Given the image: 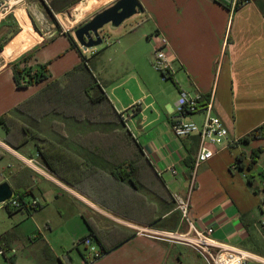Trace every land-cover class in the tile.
I'll return each mask as SVG.
<instances>
[{
    "label": "crops",
    "instance_id": "crops-1",
    "mask_svg": "<svg viewBox=\"0 0 264 264\" xmlns=\"http://www.w3.org/2000/svg\"><path fill=\"white\" fill-rule=\"evenodd\" d=\"M115 1L40 0L46 12L65 13L71 18L78 13L97 14ZM137 1L141 12L114 30L106 27L102 31L105 45L110 46L109 40H113L112 48L104 51L114 57V63L108 66L104 56H100L103 51L96 48L85 51L67 33L56 34L49 40L34 31L14 40L27 27L16 34L9 33L2 54L7 53L10 59L0 56V117L49 82L61 78L85 57L116 112L130 115V136L148 164L118 165L121 152L117 150L105 156L115 165L100 162L92 156L94 151L71 142L76 133L68 132L66 139L54 133L53 122L63 121L71 127V120L51 115L52 120L45 124L47 136L68 143L71 151L85 160L71 169V187L44 178V171L53 172L38 154L36 142H27L18 149L7 145L6 130L1 124L0 184L7 182L14 194L17 188L30 190L32 195L28 197L40 199L42 206L49 195L55 202L63 200L61 207L70 214L69 210L73 214L87 212L82 215L85 229L80 228L76 234L79 241L89 236L88 222L105 247L116 246L89 264H204L190 248L158 241L138 231L187 230L171 196L187 193L198 143L196 136L177 139L171 128L181 90L190 96L212 97V114L222 121L231 138L239 140L264 123V0ZM1 21L3 28L10 29L7 20ZM155 33L166 39L172 60V77L164 82L152 70L155 43L150 36ZM6 34L5 30L0 33V43ZM29 54L31 58L21 67L47 65L48 72L53 74L45 82L19 89L11 65ZM54 58L58 59L52 62ZM49 117L42 118L35 128L40 131L41 122ZM189 118L201 124L203 115ZM259 147H264V140L219 150L198 169L190 196L191 218L197 229L212 228L215 240L247 250L252 249L258 237L262 238L257 225L261 216L260 198L258 202L246 183L247 174L237 169L235 161L244 153L243 164L247 166L249 151ZM256 167L257 164L252 170ZM170 168L176 170L175 175ZM130 169L138 170V175L132 176L131 181L124 180ZM262 172L264 167L259 174ZM46 224L50 229L48 221ZM126 235L130 237L119 243ZM15 240L12 233L3 249L5 264H9L7 260L10 264L17 260L12 249ZM93 241L101 248L99 242Z\"/></svg>",
    "mask_w": 264,
    "mask_h": 264
},
{
    "label": "rangeland",
    "instance_id": "rangeland-1",
    "mask_svg": "<svg viewBox=\"0 0 264 264\" xmlns=\"http://www.w3.org/2000/svg\"><path fill=\"white\" fill-rule=\"evenodd\" d=\"M0 10L2 12H4L3 10L9 12L6 15L3 13L4 19L2 21L7 20L8 23L6 25L10 26V29H5L0 24V33L4 32V30L7 32L5 38L0 43L1 47L6 43L9 33L12 35V32H20L24 27L27 28L20 33L21 35H17L14 40L23 36V34L28 35L32 31L42 37L44 36L43 38L45 40H49L59 33H67L75 40L74 31L88 22L95 14L93 11L86 13L84 16L78 13L71 18V15L64 16L65 13H62L53 15V18L47 14L40 0H3L0 1ZM109 42L111 45L113 44V40H109ZM111 45L108 46L104 43L96 47L97 50L103 51V55L101 54L100 56H104L102 58L106 60L107 66L114 63V57L112 55H105V52L112 48ZM57 59L54 58L52 62ZM152 70L160 81H162L160 74L153 69V66ZM53 71H55L54 68ZM52 74L49 72V75ZM169 83L172 84L171 82ZM52 118L50 116L41 122V132H39L43 150L52 161L57 173L53 174L44 171L46 175L44 178H48L49 181L52 179L58 183L60 182L68 188L71 187V169L73 170L75 164L82 162V160L78 158L77 154L71 151V148H66L60 140L58 141L55 138L51 139L47 136V127L45 124L50 122ZM53 125L54 129L59 132L62 138H66L67 133L71 132L69 124H64L63 121L53 122ZM95 131L97 132L96 134L85 133L77 135L78 133L84 132L82 128H79L76 130V135L71 136L70 140H73L74 145L75 143L81 145L78 140L83 138L86 147H89L90 142H92L94 147L100 148L105 152H101L103 157L115 154V150H117V152H121L119 153L120 158L117 159L118 162L123 159H134V150L130 142L124 140V133L118 130L116 126L106 125L104 127H96ZM261 148L264 149V147ZM251 150L249 151V163ZM259 159L261 161L258 160L257 167L254 170L244 169L243 173L245 175L247 174L246 176L253 177V186L255 188L262 189L264 188V176H261L259 173L264 167V151ZM76 160H79V162ZM79 181L77 180V182ZM256 196L259 202V196ZM29 197H26V201L31 200ZM45 199L46 202L43 203V208L36 213L33 212L31 215L23 210L15 212L12 217H9L6 211L0 208V234L13 233L16 236V240L12 245V249L15 250L14 256L17 259L15 264H59L63 256H67L72 264H80L82 262L81 254L88 255V249L79 241L76 234L80 228L85 229L82 217L84 214L87 215V212L83 214L84 211H82L73 214L74 211L69 210L71 211L70 214V212L61 207L63 200L55 202L54 198L49 195ZM254 216L256 219L259 216L258 207L255 209ZM47 221L50 229L47 228ZM262 238L264 239V236ZM58 256L59 258H57ZM0 264H5L2 256H0Z\"/></svg>",
    "mask_w": 264,
    "mask_h": 264
},
{
    "label": "trees",
    "instance_id": "trees-1",
    "mask_svg": "<svg viewBox=\"0 0 264 264\" xmlns=\"http://www.w3.org/2000/svg\"><path fill=\"white\" fill-rule=\"evenodd\" d=\"M47 14L53 17L50 12H47ZM16 33L12 32V35ZM30 58V54L23 55L18 61L11 65L14 82L16 87L19 89L31 87L45 82L50 78L47 65H38L35 66V68L20 66L21 64H26ZM88 61V59L82 57L81 62L74 66L70 71L66 72L61 78L49 82L35 95L16 106L10 112L1 116L0 124L5 128L7 135L5 142L13 149H18L30 141L36 142L38 154L53 174H56L57 172L54 169L52 161L43 150V144L39 143L41 139L40 132L35 128V124L39 123L42 118L54 115L63 119L71 120V134L76 133V130L79 128H82V131L84 132L90 130V134H96V127H104L106 125L116 126L118 130L124 133V140L130 142L131 147L134 150V159H123L121 162H118V165L128 167L147 165L148 162L143 157L140 147L134 140H132L130 133L124 127L121 115L116 112L113 104L103 91L102 86L91 72ZM170 79H167L166 81ZM52 129L54 133L60 136L59 132L54 129V125L52 126ZM196 138V143H198V137ZM259 140H264V123L239 139V143L250 144L251 142ZM78 141L81 145L75 143L76 145H78L81 149H86L91 152L94 151L91 153L92 156L97 158L100 162H103L106 165H115L114 161L106 160L107 158L101 155L103 150L94 147L92 142H90L89 147H86L83 138H80ZM71 142L73 143V140H71ZM62 143L69 149L68 143L64 141H62ZM263 151L264 149L261 147L252 150L250 152V163L247 166L243 164L246 159V155L244 153L240 154L235 161L237 169L239 171H243L244 169L252 170L254 165L257 164ZM82 159L84 160V158ZM136 175H138V170L130 169V171L126 174V178L124 177L123 179L131 181L132 176ZM140 175H142V172H140ZM260 175L264 176V172ZM245 180L251 191L255 195L259 196L261 210V206L264 204V188H255L253 186L254 179L252 176H245ZM15 195L23 202L26 197L32 195V192L30 190L27 191L26 188H17L15 190ZM42 208L43 206L33 211L26 210V212L31 215L33 212L36 213ZM5 211L9 215H12L15 212L23 211V209L20 208ZM86 225L89 229L88 237L99 242L102 255L116 247H105V245L98 239V234L95 229L88 222H86ZM11 235L12 233L0 235V249L3 250L5 246L8 245L9 237ZM262 236H264V232H262ZM129 237L130 235H126L119 243L124 242ZM249 250L264 258V239L258 237L257 241L252 244V249ZM81 256L83 257L82 254Z\"/></svg>",
    "mask_w": 264,
    "mask_h": 264
},
{
    "label": "built area",
    "instance_id": "built-area-1",
    "mask_svg": "<svg viewBox=\"0 0 264 264\" xmlns=\"http://www.w3.org/2000/svg\"><path fill=\"white\" fill-rule=\"evenodd\" d=\"M3 1V0H0ZM0 10V21L4 19L8 11ZM150 40L155 43L152 66L160 74L161 80L166 81L172 77L171 56L168 54V43L159 34L150 36ZM106 42V40L104 41ZM85 53V52H84ZM212 97L206 99L200 94L190 96L186 91L181 90L175 104V112L171 118V128L177 139H184L192 136L198 137V147L193 165L190 169L188 180V191L185 195L173 193L171 198L175 209L180 214L181 220L185 223V232L170 231H138L149 238L186 246L193 250L204 264H264V258L247 249L236 248L228 244L221 243L212 237L213 229L196 228L190 213V196L196 185L197 171L201 165L212 159L221 149H227L239 143V140L231 138L222 121L212 114ZM203 115L201 124H197L189 117L197 114ZM122 117L124 127L130 132V115L118 113ZM29 163H33L31 160ZM172 175L176 170L169 169ZM42 206V201L33 198L23 202L15 194L7 201L0 203V208L4 210H35ZM261 216L257 223L260 231L264 232V204L261 206ZM83 245L88 249V256L83 258L82 264H89L102 256L101 250L92 238L86 237L82 240ZM14 253V250L11 251ZM5 252L0 249V256L5 257ZM10 264L9 260H7Z\"/></svg>",
    "mask_w": 264,
    "mask_h": 264
},
{
    "label": "water",
    "instance_id": "water-1",
    "mask_svg": "<svg viewBox=\"0 0 264 264\" xmlns=\"http://www.w3.org/2000/svg\"><path fill=\"white\" fill-rule=\"evenodd\" d=\"M141 11L142 8L137 0H116L111 6L78 27L74 31V38L85 51L96 48L106 40V37L102 35L106 27L114 30ZM2 52L3 48L0 46V56ZM13 195L14 191L7 182L0 184V203L11 199ZM61 261L62 264H71L67 256H63Z\"/></svg>",
    "mask_w": 264,
    "mask_h": 264
},
{
    "label": "bare ground",
    "instance_id": "bare-ground-1",
    "mask_svg": "<svg viewBox=\"0 0 264 264\" xmlns=\"http://www.w3.org/2000/svg\"><path fill=\"white\" fill-rule=\"evenodd\" d=\"M3 58H5L6 60L10 59V56L7 53H3L2 54ZM21 159V158H20ZM29 165V164H28ZM32 166V165H31ZM33 167V166H32ZM43 172V171H42ZM48 176V175H47ZM60 184V182H59ZM91 204V203H90ZM99 210V209H98ZM141 229V228H140Z\"/></svg>",
    "mask_w": 264,
    "mask_h": 264
}]
</instances>
